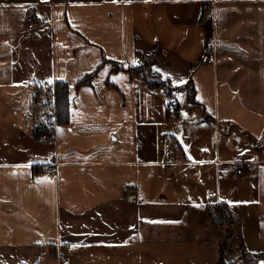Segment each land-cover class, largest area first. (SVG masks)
Returning <instances> with one entry per match:
<instances>
[{
	"label": "crops",
	"instance_id": "obj_1",
	"mask_svg": "<svg viewBox=\"0 0 264 264\" xmlns=\"http://www.w3.org/2000/svg\"><path fill=\"white\" fill-rule=\"evenodd\" d=\"M145 57L168 90L128 71ZM57 81L70 85L69 119L54 142L39 141L34 95ZM192 91L203 115L195 139L205 123L261 138L264 0H0V264H41L47 247L63 263L62 247L124 246L148 224L190 217L194 197L235 211L228 192L253 189L239 229L264 253V159L243 160L236 176L218 148L190 158L181 98ZM193 165L196 182L212 173L216 187L178 183L175 171Z\"/></svg>",
	"mask_w": 264,
	"mask_h": 264
},
{
	"label": "rangeland",
	"instance_id": "obj_2",
	"mask_svg": "<svg viewBox=\"0 0 264 264\" xmlns=\"http://www.w3.org/2000/svg\"><path fill=\"white\" fill-rule=\"evenodd\" d=\"M184 94L185 96L179 98L182 99L185 113L190 115V118H186L182 123L183 128L189 134L186 144L184 141V148H187L186 153L190 158L196 159L198 157L202 159L206 157L213 159L215 150L218 148L222 152V157L223 154H227V158L232 160V163L229 164L231 172L232 170L236 171L237 163L240 161L254 157L264 159V153L256 156L260 151H264V133L255 143L232 126H230L232 128L228 131V135H224L222 131L216 133L214 125L211 123L201 125L204 126L203 133L199 137L197 136L202 142L201 149H190L198 140V138L195 139L196 132L193 131V128L199 127L203 115L199 105L192 103L191 99L186 96L187 94ZM187 98L190 101H187ZM256 147L261 150L257 151ZM208 167L215 170V167L212 168L211 165H208ZM195 168L197 169L198 166H184L176 170L175 172H178L175 175L176 181L179 183L180 178L188 177L191 182L199 185L200 193L201 191L203 193L209 187L211 189L216 187V181L212 178V173L209 175L208 183L196 182L194 178ZM223 169L226 170L225 166H222L221 170ZM228 179V184L232 186L239 183V181L233 180L230 175ZM254 192L255 189L250 195L247 191L244 199L239 198L237 193L228 192L230 205L235 211L231 210L229 206H221L225 210H231L234 215L233 218H227L226 220L221 216L216 207L218 203L206 204L200 207L199 201L201 199L197 196L192 198L190 217L186 215L182 220L170 221L169 224L161 223L158 228L156 225L155 229L151 231L148 224L143 228L139 240L136 242L107 248L62 247V253H60L63 257V263L57 261L55 258L57 255L51 260L48 254L52 251L47 247L44 253L46 255L41 264H216L221 251L226 255L227 261H232L235 258V251L231 248L238 244L235 238H238L241 234L239 229L240 216L245 204L252 198ZM208 205L214 207L217 222H214L209 216Z\"/></svg>",
	"mask_w": 264,
	"mask_h": 264
},
{
	"label": "trees",
	"instance_id": "obj_3",
	"mask_svg": "<svg viewBox=\"0 0 264 264\" xmlns=\"http://www.w3.org/2000/svg\"><path fill=\"white\" fill-rule=\"evenodd\" d=\"M99 69H97L98 71ZM97 71L87 75L85 78L77 82V86H82L84 84H90L92 78L96 76ZM132 76H138L143 79L148 88L164 87L168 90L169 87L165 85L152 69V62L149 57H145L141 65L137 67L130 68L128 70ZM108 85L111 83L108 81ZM190 99L197 103L195 100V95L192 92L189 94ZM69 105H70V85L68 82L57 81L54 85L51 83H44L38 85L37 91L34 95L32 109L34 113L38 114V121H49L53 122L54 115L56 116L57 124L66 123L69 119ZM38 122V123H39ZM37 123V124H38ZM37 124L34 129V136L37 140H41V132L38 129ZM43 170V167L36 166L33 167V174H39ZM218 204V212L226 220L227 218H233V212L231 210H225ZM213 206L208 205L207 211L212 220L217 222V214L213 210ZM241 222V220H240ZM238 242L233 248L235 251V258L232 261H227L224 252L220 253L216 264H260V259L264 258V253L254 254L250 252L245 244L243 236L240 234L238 238H235ZM230 249V248H229ZM56 253V252H55Z\"/></svg>",
	"mask_w": 264,
	"mask_h": 264
},
{
	"label": "built area",
	"instance_id": "obj_4",
	"mask_svg": "<svg viewBox=\"0 0 264 264\" xmlns=\"http://www.w3.org/2000/svg\"><path fill=\"white\" fill-rule=\"evenodd\" d=\"M33 23V22H32ZM32 27V25H31ZM212 55V48L211 46L208 47L204 56L202 57L203 62H210ZM56 116L54 115L53 122L49 121H40L37 126L41 132V139L46 142H54L57 139V132H56ZM245 166L244 161H240L237 163L235 175H241L243 173Z\"/></svg>",
	"mask_w": 264,
	"mask_h": 264
},
{
	"label": "bare ground",
	"instance_id": "obj_5",
	"mask_svg": "<svg viewBox=\"0 0 264 264\" xmlns=\"http://www.w3.org/2000/svg\"><path fill=\"white\" fill-rule=\"evenodd\" d=\"M40 141V140H39Z\"/></svg>",
	"mask_w": 264,
	"mask_h": 264
}]
</instances>
